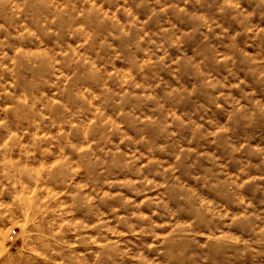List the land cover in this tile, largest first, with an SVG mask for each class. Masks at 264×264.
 Listing matches in <instances>:
<instances>
[{"label":"clouds","instance_id":"1","mask_svg":"<svg viewBox=\"0 0 264 264\" xmlns=\"http://www.w3.org/2000/svg\"><path fill=\"white\" fill-rule=\"evenodd\" d=\"M0 264H264V0H0Z\"/></svg>","mask_w":264,"mask_h":264}]
</instances>
